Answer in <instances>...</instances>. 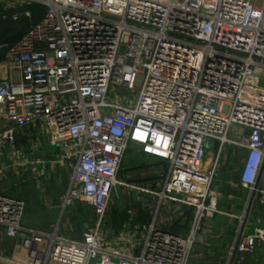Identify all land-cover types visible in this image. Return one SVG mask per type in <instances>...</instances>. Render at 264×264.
I'll list each match as a JSON object with an SVG mask.
<instances>
[{"label": "built area", "instance_id": "2783aa9c", "mask_svg": "<svg viewBox=\"0 0 264 264\" xmlns=\"http://www.w3.org/2000/svg\"><path fill=\"white\" fill-rule=\"evenodd\" d=\"M26 5L47 12L0 63V186L14 160L42 164L18 147L39 124L72 167L64 206L87 201L97 215L79 239L33 229L25 200L0 190V227L21 240L31 264H189L199 223L224 213L214 183L229 147L241 153L239 181L250 192L229 264H251L264 244V222L251 219L264 209V4L0 0L2 18H31ZM132 145L164 161L158 189L120 178ZM118 188L194 209L198 225L185 235L159 225L161 206L143 224L129 210L109 238L102 227Z\"/></svg>", "mask_w": 264, "mask_h": 264}, {"label": "crops", "instance_id": "0c3cea01", "mask_svg": "<svg viewBox=\"0 0 264 264\" xmlns=\"http://www.w3.org/2000/svg\"><path fill=\"white\" fill-rule=\"evenodd\" d=\"M18 147L28 151L29 160L40 159L42 164H30L23 160H14V166L9 168L8 176L1 184L0 190L25 200L24 224L27 227L45 232L57 230L59 233L71 238H82L87 226L93 228L97 225V221L86 218L85 214L89 212L96 213L93 205L87 201H76L72 205L64 206L63 197L69 189L64 193V190H62L63 182L66 180L71 185L73 173L70 163L65 160L64 149L61 145L53 142L46 128L39 124H33L26 128V131L19 138ZM129 152L132 154H129ZM11 162L13 160L8 158L5 163L9 164ZM210 163L211 161L209 163L206 161L207 166ZM164 165L163 160L144 154L138 146L132 145L127 152L120 178L124 180L126 179L125 174L137 172L139 175L137 182L139 184L158 189L163 182L162 177H160V170ZM42 168L46 170L45 176H40L39 171ZM58 170H61V172L58 173ZM55 176L60 177V179H56ZM237 185L247 190L240 184L239 174H237ZM122 192L124 195L123 188ZM247 192L244 202L239 201L240 196L232 200L239 201L237 204L240 206L243 205L242 211H238L239 215L222 210L226 208L222 206L220 197L219 208L224 213L218 214L213 219L214 221L205 220L199 225L196 221L195 210L187 206L170 202L159 204L157 197L146 193L132 192L131 195H127L131 203L129 210L133 211L135 223H149L156 214L158 206H161L158 212V222L162 228L177 230L187 235L193 226L198 225L196 242L191 256L193 264H229L228 252L240 237V218L245 214L250 199V192L248 190ZM117 197H115V201L118 199ZM129 210L122 217L118 216L119 212L115 214L113 211L114 216L112 215L109 220L111 222V220L118 218V227L117 229L109 228L108 232L104 233L107 237L114 239L113 236L120 233L119 231L128 220ZM224 215L229 220L236 221L234 232L232 235L230 232L226 233V239L211 230L215 225L216 218ZM251 219L256 222L258 220L264 222V209L262 207L256 208ZM227 223L231 222L228 221ZM247 258L251 264H264V244L260 245L256 252L248 255ZM97 263V261L91 262V264ZM0 264H31V260L27 256V250L23 247L21 240L9 237L6 230L1 227Z\"/></svg>", "mask_w": 264, "mask_h": 264}, {"label": "rangeland", "instance_id": "374dc122", "mask_svg": "<svg viewBox=\"0 0 264 264\" xmlns=\"http://www.w3.org/2000/svg\"><path fill=\"white\" fill-rule=\"evenodd\" d=\"M257 4L260 6L263 5L264 0H257ZM29 26H30V24L23 25V26L21 25V27H19L12 34L16 35V33H17L19 35H24L28 31ZM13 35H12V37H13ZM10 43H11V41H7V42L5 41V42H2V44H0V56L8 53L9 49L12 46V45H10ZM121 95H124L123 91H122ZM126 95H128L129 99H135V93L134 92H132V94L126 93ZM113 98H117V97L115 96ZM129 154H132V153L129 152ZM215 155H216V149L214 148V146H211V143H210L209 144V151H208V155H207L208 163L213 160ZM125 159H126V157H125ZM220 163H221V165L219 166L218 175L216 177L214 185L220 193V197L222 199L221 200L222 206L224 208H226V209H222V210L239 215V212L242 211L243 205L240 206L237 204V202H239V201L244 202V200L246 199L247 193H248L247 190H245V189L241 188L239 185H237V174H238V169H239V166L241 163V153H239V151L236 148L229 147V148H227L226 154L224 153ZM123 169H124V167H123ZM60 172H61V170L60 171L58 170V173H60ZM124 176L127 179V181H129V182H137L139 180V175L137 172L125 174ZM55 177H56V179H58V178L60 179V177H58V176H55ZM67 182H66V180H64V182H63L62 190H64V193L69 189L68 186H70L69 183H67ZM118 193H119V196L117 197L118 199H116V201L114 200L109 207V211H108L109 218H111V216L113 215V211L115 212V214H117L119 212L118 216L122 217L124 213L127 214V211L129 210V208L131 206L130 199H128V195H127L128 192L124 193V195H123L122 188H118ZM237 196L241 197L240 200L239 201H232ZM116 209H118L119 211L117 212ZM82 216H84V215H82ZM85 216H86V218L93 219V221L95 220V222L97 221V215L94 213L89 212V213H86ZM216 219L217 220L215 221V225L211 229L212 232H215L216 234L222 236V238H224V239H226V233L230 232V234L232 235V233L234 232V229H235L236 221L231 220V219L229 220L228 218H226V215L220 216ZM117 221H118V218L111 220V222L109 220V223L107 225H105L104 227H102V231L104 233L105 232L107 233L109 228L117 229V227H118ZM228 221L231 223H227ZM137 224H140V223H137ZM123 227H124V225H123ZM123 227H122V229H123ZM122 229L119 232H121ZM175 231H177V230H175ZM177 232H180V231H177ZM192 259L193 258H191V260H189V264H193Z\"/></svg>", "mask_w": 264, "mask_h": 264}, {"label": "trees", "instance_id": "16d2710c", "mask_svg": "<svg viewBox=\"0 0 264 264\" xmlns=\"http://www.w3.org/2000/svg\"><path fill=\"white\" fill-rule=\"evenodd\" d=\"M22 10H26L29 9L32 12V16L31 18H24L22 19L20 22L18 23H13L9 20H4L2 18V9L0 7V44H2V42H7V41H11L10 45H13L14 43H16L17 41H19L32 27V25L38 23L39 21H41L46 12L47 9L46 7L42 6V5H30V6H25L23 8H21ZM30 24L28 31L24 34V35H19L16 33V35L12 34L13 32H15L19 27H21V25H28ZM13 35V37H12ZM6 54H3L0 56V62H2L5 57Z\"/></svg>", "mask_w": 264, "mask_h": 264}, {"label": "water", "instance_id": "95a60500", "mask_svg": "<svg viewBox=\"0 0 264 264\" xmlns=\"http://www.w3.org/2000/svg\"><path fill=\"white\" fill-rule=\"evenodd\" d=\"M160 177H162L164 174H165V168L163 167L161 170H160Z\"/></svg>", "mask_w": 264, "mask_h": 264}]
</instances>
